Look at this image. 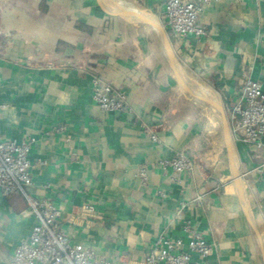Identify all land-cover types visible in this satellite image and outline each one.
Masks as SVG:
<instances>
[{
    "label": "crops",
    "instance_id": "crops-1",
    "mask_svg": "<svg viewBox=\"0 0 264 264\" xmlns=\"http://www.w3.org/2000/svg\"><path fill=\"white\" fill-rule=\"evenodd\" d=\"M165 2L0 0V139H33L30 195L110 264H143L159 236L186 244V223L217 243L199 264H264V141L231 121L243 79L264 84V0L211 3L201 38L176 35ZM94 80L130 112L102 111ZM180 152L191 170L162 168ZM35 223L22 195L0 193V264Z\"/></svg>",
    "mask_w": 264,
    "mask_h": 264
},
{
    "label": "built area",
    "instance_id": "built-area-1",
    "mask_svg": "<svg viewBox=\"0 0 264 264\" xmlns=\"http://www.w3.org/2000/svg\"><path fill=\"white\" fill-rule=\"evenodd\" d=\"M219 0H166L164 13L167 25L180 37L195 36L201 38L206 30L200 23V15L205 8ZM92 98L98 107L109 113L130 112L127 97L109 84L101 85L93 81ZM232 131L243 142L261 145L264 141V84L245 77L239 87V100L231 113ZM146 133L153 142L158 141L156 132L147 128ZM32 138L22 141L0 139V193L4 196L20 194L28 203L29 212L36 223L32 230L14 248L9 264H110L96 252L86 246L72 243L68 235L60 228L62 213L51 201L33 198L29 189L33 186L31 170L41 160L32 162L29 153ZM162 168H170L175 175L191 170L193 160L184 153L175 154L170 160L159 162ZM146 180L145 169L139 172ZM95 214L92 204L79 208L78 216L90 221ZM190 234L185 244L181 239L159 236L143 264H199L215 252L217 243L203 237L189 223L183 226Z\"/></svg>",
    "mask_w": 264,
    "mask_h": 264
},
{
    "label": "water",
    "instance_id": "water-1",
    "mask_svg": "<svg viewBox=\"0 0 264 264\" xmlns=\"http://www.w3.org/2000/svg\"><path fill=\"white\" fill-rule=\"evenodd\" d=\"M179 83L181 84V86L184 88V90H186L187 92H189L191 95L196 96V94H194L187 86H185L182 82V80L178 77Z\"/></svg>",
    "mask_w": 264,
    "mask_h": 264
},
{
    "label": "rangeland",
    "instance_id": "rangeland-1",
    "mask_svg": "<svg viewBox=\"0 0 264 264\" xmlns=\"http://www.w3.org/2000/svg\"><path fill=\"white\" fill-rule=\"evenodd\" d=\"M193 96V95H192Z\"/></svg>",
    "mask_w": 264,
    "mask_h": 264
}]
</instances>
